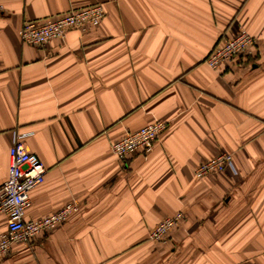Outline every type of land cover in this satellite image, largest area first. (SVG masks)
Returning a JSON list of instances; mask_svg holds the SVG:
<instances>
[{"label":"crops","instance_id":"1","mask_svg":"<svg viewBox=\"0 0 264 264\" xmlns=\"http://www.w3.org/2000/svg\"><path fill=\"white\" fill-rule=\"evenodd\" d=\"M93 4L96 28L20 43L25 21ZM240 26L256 44L210 69ZM155 121L148 154L110 152ZM16 133L45 167L24 219L78 210L0 264H264V0H0V185ZM221 153L233 169L193 177ZM176 212L167 242L150 241Z\"/></svg>","mask_w":264,"mask_h":264},{"label":"built area","instance_id":"2","mask_svg":"<svg viewBox=\"0 0 264 264\" xmlns=\"http://www.w3.org/2000/svg\"><path fill=\"white\" fill-rule=\"evenodd\" d=\"M104 16L101 4L80 9L42 20L25 21L17 32L20 43L36 48H45L52 40H63L69 30L86 33L94 29ZM256 40L240 26L236 35L219 42L205 58V64L212 70L227 65L248 54ZM166 123L155 121L139 129L126 132L120 139L110 143V152L120 162L136 153L148 154ZM29 133H16L9 148L10 163L6 179L0 185V213L6 216V231L0 234V260L10 255L14 245L29 246L35 239L55 227L62 226L66 218L78 210L72 202L61 209L36 220H25L24 214L30 205L29 192L44 181L45 167L34 154L26 151L24 138ZM233 169L232 158L221 153L200 163L193 171L195 179ZM184 216L176 212L159 221L148 233V239L155 243H166L169 234L177 229Z\"/></svg>","mask_w":264,"mask_h":264}]
</instances>
